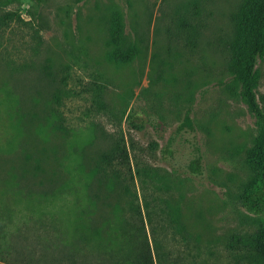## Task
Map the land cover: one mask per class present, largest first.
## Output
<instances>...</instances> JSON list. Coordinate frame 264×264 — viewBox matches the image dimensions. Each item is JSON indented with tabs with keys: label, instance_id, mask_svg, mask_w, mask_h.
Returning a JSON list of instances; mask_svg holds the SVG:
<instances>
[{
	"label": "rangeland",
	"instance_id": "obj_1",
	"mask_svg": "<svg viewBox=\"0 0 264 264\" xmlns=\"http://www.w3.org/2000/svg\"><path fill=\"white\" fill-rule=\"evenodd\" d=\"M242 1L0 0V234L33 247L40 230L138 227L170 258L229 264L228 236L264 228L237 199L257 138L227 68ZM117 15L127 61L110 57ZM254 91L264 112V52ZM115 144L127 160L96 168ZM195 149L200 174L184 166Z\"/></svg>",
	"mask_w": 264,
	"mask_h": 264
},
{
	"label": "trees",
	"instance_id": "obj_2",
	"mask_svg": "<svg viewBox=\"0 0 264 264\" xmlns=\"http://www.w3.org/2000/svg\"><path fill=\"white\" fill-rule=\"evenodd\" d=\"M41 2L42 0H33ZM186 43L196 32L193 25L187 24ZM109 43L110 57L116 61H127L136 51L133 46L124 45L122 24L118 15L112 22ZM227 68L238 87V97L247 110L254 116L257 125V138L252 146L248 161L251 173L241 183L237 199L241 206L254 214H264V112L255 97V64L264 52V0H243L235 18L233 39L228 44ZM103 85L95 82L91 88V101L96 109H105L102 99ZM62 91L55 88L52 99L58 103ZM129 118V117H128ZM134 128L140 125L128 120ZM186 116L178 127L191 128ZM127 160L123 145L115 144L106 152H101L94 166H104ZM192 174L201 173L200 155L196 149L184 165ZM57 189V187L55 188ZM53 189L51 194L60 192ZM45 192V191H43ZM47 194V193H46ZM0 230H4L0 225ZM40 230V241L29 247L20 240V236L7 238L0 234V264H110L102 255L106 250L104 240L108 236L118 241V247L109 249L111 253H120L116 264H186L179 256L158 252L160 241L151 236L148 240L145 230ZM13 241L12 239H16ZM96 247L97 250H94ZM229 264H264V228L251 233H231L225 245ZM102 253V254H101ZM102 255V256H101ZM190 256V264H205L204 260H195Z\"/></svg>",
	"mask_w": 264,
	"mask_h": 264
}]
</instances>
